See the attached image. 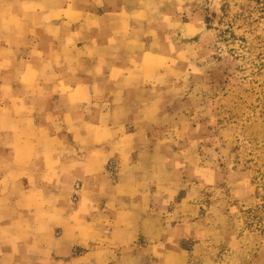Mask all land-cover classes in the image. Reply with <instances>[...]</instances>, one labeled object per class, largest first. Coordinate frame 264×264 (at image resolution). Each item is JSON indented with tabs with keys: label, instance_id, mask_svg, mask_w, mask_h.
Masks as SVG:
<instances>
[{
	"label": "crops",
	"instance_id": "crops-1",
	"mask_svg": "<svg viewBox=\"0 0 264 264\" xmlns=\"http://www.w3.org/2000/svg\"><path fill=\"white\" fill-rule=\"evenodd\" d=\"M183 3L0 0V264H187L210 249L203 206L181 193L196 168L155 93L175 56L159 14Z\"/></svg>",
	"mask_w": 264,
	"mask_h": 264
},
{
	"label": "rangeland",
	"instance_id": "rangeland-1",
	"mask_svg": "<svg viewBox=\"0 0 264 264\" xmlns=\"http://www.w3.org/2000/svg\"><path fill=\"white\" fill-rule=\"evenodd\" d=\"M183 1L160 10L164 49L175 56L158 60L169 71L155 93L196 168L181 193L203 206L209 232L210 249L185 263L264 264V0ZM174 16L189 25L171 24Z\"/></svg>",
	"mask_w": 264,
	"mask_h": 264
}]
</instances>
